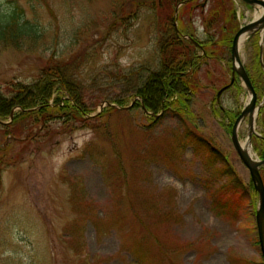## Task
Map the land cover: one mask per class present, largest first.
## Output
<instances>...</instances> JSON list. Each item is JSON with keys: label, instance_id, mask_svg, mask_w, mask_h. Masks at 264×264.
<instances>
[{"label": "rangeland", "instance_id": "1", "mask_svg": "<svg viewBox=\"0 0 264 264\" xmlns=\"http://www.w3.org/2000/svg\"><path fill=\"white\" fill-rule=\"evenodd\" d=\"M111 1L0 0L1 11L20 6L43 27L33 49L0 45L1 87L35 84L43 67L63 55L78 82L70 87L93 114L103 102L135 100L93 125L69 127L67 116H51L32 138L21 136L18 159L0 167V264H261L255 214L227 195L224 164L246 183L250 172L228 120L213 113L238 111L250 95L231 87L214 101L231 74L225 62L205 60L190 107L172 104L154 120L134 95L139 78L159 68L156 13L141 6L135 18L112 25ZM237 7L241 24L255 18L244 1ZM196 26L202 37L200 18ZM241 54L248 64L249 40ZM239 136L247 139V118ZM206 144L223 158L201 148Z\"/></svg>", "mask_w": 264, "mask_h": 264}, {"label": "trees", "instance_id": "2", "mask_svg": "<svg viewBox=\"0 0 264 264\" xmlns=\"http://www.w3.org/2000/svg\"><path fill=\"white\" fill-rule=\"evenodd\" d=\"M185 0H112L111 13L116 20L112 25L135 18L141 6L154 9L159 25V44L161 59L158 70L152 71L147 77H140L134 96L143 99V108L159 113L168 110L172 104H179L182 108H189L188 100L202 87L198 81L199 64L205 60L225 62L230 74L232 73L231 45L235 33L240 27V19L235 0H189L184 3L175 16L176 7ZM201 19L203 36L198 33L196 21ZM178 21L179 31L175 29ZM43 27L31 22L24 11L18 6L8 11L0 10V45L13 47L18 50L33 49L42 40ZM189 35L197 40V46L184 38ZM261 35L257 32L249 42L253 56L248 64L247 71L258 93L259 99L264 97V68L260 61ZM201 51V53H199ZM202 51H205L203 54ZM43 67L35 84L21 81L11 82L5 87L0 86V119H8L16 106L22 109L14 114L12 122L0 124V167L10 165L18 159L14 148L22 135L25 139L32 138L34 127L45 126L51 116L65 115L68 126L78 123L93 125L96 119L107 120L111 113L118 111L114 106H106L101 113L90 116L93 109L82 99L80 92H74L73 87L78 85L73 73L74 67L65 62L63 55L55 57ZM264 59V55H263ZM52 61V62H51ZM121 76H125L123 72ZM53 76V77H50ZM50 78V79H49ZM231 75L226 83L231 81ZM50 81L43 84V81ZM233 88L239 93L243 90L240 80H236ZM218 89V90H219ZM71 91V96L65 97V92ZM79 90V89H78ZM54 91L56 95L53 96ZM52 99V101H50ZM216 98L214 97V101ZM130 99L127 97L116 100L121 107L127 106ZM136 103H141L139 100ZM142 106V104H140ZM241 110H224L214 107L213 113L228 120L227 130L231 131L233 123ZM155 120V117H154ZM258 126L260 135H254L253 147L260 158H264V106L260 111ZM35 136V134H34ZM21 141V140H20ZM207 146V147H205ZM207 148L214 158H223V154L211 145H201ZM223 173L230 177L226 193L233 195L237 207L247 208L256 213L258 194L253 183H246L232 168L224 164ZM264 178V169L262 170ZM254 229L257 231V226ZM256 243L260 245L257 236ZM252 264V263H251ZM264 264V261L261 262Z\"/></svg>", "mask_w": 264, "mask_h": 264}, {"label": "water", "instance_id": "3", "mask_svg": "<svg viewBox=\"0 0 264 264\" xmlns=\"http://www.w3.org/2000/svg\"><path fill=\"white\" fill-rule=\"evenodd\" d=\"M244 1L251 6L261 5L263 7V12L259 18H254L252 21L244 25H241L240 29L235 34L233 38V42H232V48H231L232 61H233V66H232L233 79L229 85L223 87L218 92L217 97H220L221 93L224 90L228 89L233 84L234 80L236 79V76H239V78L242 80L244 87L246 88L247 92L250 95V100L245 105L244 109L242 110V112L236 118L234 122L232 133H231V139H232L233 146L236 149L237 153L239 154L241 160L249 169L251 180L254 185V189L259 195L258 205H257V210H256V220H257L261 252L264 258V179L261 173V169L264 168V159L259 158V156H256V154L253 155L249 151V149H247V147H245L242 144L241 139L239 137V127L242 121L247 117H248V136L246 139V143L252 149H253L252 137L254 134L259 135V133L256 130V122H257V118L263 106L264 101L258 102L257 92L247 72V69L244 65L243 59L241 57L240 49H241V39L244 34L248 33L249 36H252L256 31L260 30L264 35V0H244ZM178 9L179 8L177 7L176 14L178 12ZM176 28L178 30L177 23H176ZM186 37L192 42H194L195 44H199L193 38L189 36H186ZM260 53H261L260 57L262 61L263 46H261ZM262 65L264 66L263 61H262ZM105 105H112V106L118 107V105L116 104L105 102L100 105L99 112L102 111ZM13 113H14V110L12 111L11 118H13ZM0 122L4 123L1 119H0Z\"/></svg>", "mask_w": 264, "mask_h": 264}, {"label": "bare ground", "instance_id": "4", "mask_svg": "<svg viewBox=\"0 0 264 264\" xmlns=\"http://www.w3.org/2000/svg\"><path fill=\"white\" fill-rule=\"evenodd\" d=\"M253 9H254V11H255V18H259L260 15H261V13H262V6H260V5H255V6L253 7ZM248 37H249L248 33L244 34V35L242 36V39H241V44L245 43V42L247 41ZM241 142H242V144H243L245 147H247V149H249V151H250L253 155H255L253 149L247 145L246 140H241Z\"/></svg>", "mask_w": 264, "mask_h": 264}, {"label": "flooded vegetation", "instance_id": "5", "mask_svg": "<svg viewBox=\"0 0 264 264\" xmlns=\"http://www.w3.org/2000/svg\"><path fill=\"white\" fill-rule=\"evenodd\" d=\"M205 53V51L203 52V54Z\"/></svg>", "mask_w": 264, "mask_h": 264}]
</instances>
